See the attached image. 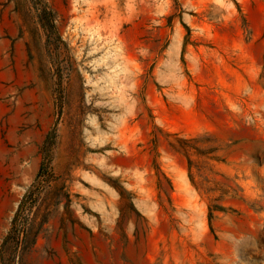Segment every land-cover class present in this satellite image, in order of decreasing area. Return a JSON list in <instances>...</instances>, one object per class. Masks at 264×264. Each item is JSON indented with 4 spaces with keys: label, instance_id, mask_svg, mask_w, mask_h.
Wrapping results in <instances>:
<instances>
[{
    "label": "rangeland",
    "instance_id": "1",
    "mask_svg": "<svg viewBox=\"0 0 264 264\" xmlns=\"http://www.w3.org/2000/svg\"><path fill=\"white\" fill-rule=\"evenodd\" d=\"M0 264H264V0H0Z\"/></svg>",
    "mask_w": 264,
    "mask_h": 264
}]
</instances>
